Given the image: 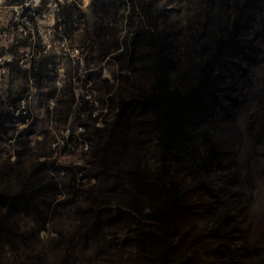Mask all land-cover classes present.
Segmentation results:
<instances>
[{
  "label": "rangeland",
  "instance_id": "obj_1",
  "mask_svg": "<svg viewBox=\"0 0 264 264\" xmlns=\"http://www.w3.org/2000/svg\"><path fill=\"white\" fill-rule=\"evenodd\" d=\"M6 1L0 264H264V0ZM221 41L170 147L165 99Z\"/></svg>",
  "mask_w": 264,
  "mask_h": 264
},
{
  "label": "trees",
  "instance_id": "obj_2",
  "mask_svg": "<svg viewBox=\"0 0 264 264\" xmlns=\"http://www.w3.org/2000/svg\"><path fill=\"white\" fill-rule=\"evenodd\" d=\"M57 6H62L61 0H53ZM67 0H65L66 2ZM14 2L17 4H22L20 0H9L6 1L3 5H13ZM77 6V3L72 2ZM12 27L8 24L6 26L0 24V36L11 34ZM27 43L23 42L18 45V47H26ZM4 46L0 45V50L2 53ZM229 48V42L221 41L217 47V51L214 54V58L210 63L203 66L201 71L200 81L195 89L189 92L183 99L177 103L165 99V110L163 112V122H164V135L166 142L170 147H173L181 138L185 126L187 125L188 118L193 109L201 103L205 98V92L208 86V81L210 73L213 69V66L220 62L227 54ZM30 135L31 133L28 132ZM160 264H169L167 257L163 256Z\"/></svg>",
  "mask_w": 264,
  "mask_h": 264
},
{
  "label": "built area",
  "instance_id": "obj_3",
  "mask_svg": "<svg viewBox=\"0 0 264 264\" xmlns=\"http://www.w3.org/2000/svg\"><path fill=\"white\" fill-rule=\"evenodd\" d=\"M23 111L27 110L23 109ZM86 140V136H83L82 133V125H77L74 128L67 126V130L63 133V137L54 141L52 143V148L55 150V154L58 155L62 153L63 155H72L76 152L81 153V145H85ZM74 163L76 164V162Z\"/></svg>",
  "mask_w": 264,
  "mask_h": 264
},
{
  "label": "bare ground",
  "instance_id": "obj_4",
  "mask_svg": "<svg viewBox=\"0 0 264 264\" xmlns=\"http://www.w3.org/2000/svg\"><path fill=\"white\" fill-rule=\"evenodd\" d=\"M23 113H26V111H22ZM93 117H95L96 116V113H92L91 114ZM88 148H89V145H88V142L86 141L85 142V145H81V151H87L88 150Z\"/></svg>",
  "mask_w": 264,
  "mask_h": 264
}]
</instances>
